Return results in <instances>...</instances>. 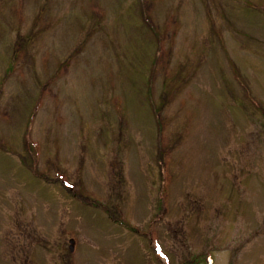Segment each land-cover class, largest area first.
Segmentation results:
<instances>
[{
	"label": "rangeland",
	"instance_id": "obj_1",
	"mask_svg": "<svg viewBox=\"0 0 264 264\" xmlns=\"http://www.w3.org/2000/svg\"><path fill=\"white\" fill-rule=\"evenodd\" d=\"M196 258L264 264V0H0V264Z\"/></svg>",
	"mask_w": 264,
	"mask_h": 264
},
{
	"label": "trees",
	"instance_id": "obj_2",
	"mask_svg": "<svg viewBox=\"0 0 264 264\" xmlns=\"http://www.w3.org/2000/svg\"><path fill=\"white\" fill-rule=\"evenodd\" d=\"M192 262H194V264H199V263L197 262V258H196L194 261H192Z\"/></svg>",
	"mask_w": 264,
	"mask_h": 264
},
{
	"label": "water",
	"instance_id": "obj_3",
	"mask_svg": "<svg viewBox=\"0 0 264 264\" xmlns=\"http://www.w3.org/2000/svg\"><path fill=\"white\" fill-rule=\"evenodd\" d=\"M71 243H72L71 250H73L74 241H71Z\"/></svg>",
	"mask_w": 264,
	"mask_h": 264
}]
</instances>
